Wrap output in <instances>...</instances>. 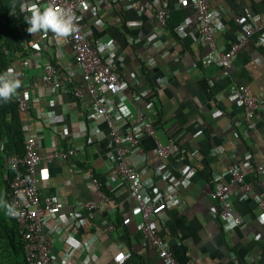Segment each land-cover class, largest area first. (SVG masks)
Here are the masks:
<instances>
[{
	"label": "crops",
	"instance_id": "0c3cea01",
	"mask_svg": "<svg viewBox=\"0 0 264 264\" xmlns=\"http://www.w3.org/2000/svg\"><path fill=\"white\" fill-rule=\"evenodd\" d=\"M19 1L12 14L27 31L25 16L30 17L31 11L22 6L33 2L43 10L47 5L45 0ZM209 2L221 22L213 32L217 49L237 39L240 16L260 26L231 55L227 73L216 63L204 62L208 47L196 32L192 0H169L163 25L155 19L153 0H94L80 23L93 43L105 46L104 55L117 64L125 81L121 93H107L125 103V113L114 122L117 129L124 132L139 126L133 116L138 107L151 119L160 141L169 136L175 140L171 153L161 158L152 153L150 135L140 132L137 146L127 151L123 161L140 171L161 163L173 176L166 187L169 197L155 203L152 216L176 260L264 264V214L257 206L264 196V37L259 34L264 30V0ZM178 23L184 24L181 35L173 29ZM28 37L10 65L21 81L12 96L29 89V113L21 114V121L37 139L38 191L57 202L48 230L52 263L169 264L142 237L129 188L109 174L115 161L113 143L104 126L90 133L92 124H101L87 117L89 98L84 90L75 97L68 89L52 90L43 81L50 64L65 87L81 81L69 41L61 42L51 31L28 33ZM231 83L244 84L262 101L253 113L252 127L246 126L243 106L230 98ZM149 99L153 105L146 108ZM67 147H73V153L51 156L53 150ZM176 149L182 150L183 159L177 158ZM181 163L195 168L186 186L178 183ZM247 163L261 165L262 170L248 171ZM232 166L243 171L245 190L226 173ZM91 176L102 180L104 199L93 189ZM216 179L227 183L224 195L240 219L237 224L227 226L219 214L222 202L210 195ZM153 181L158 189L167 185L161 174ZM87 200L97 202L91 217L78 206ZM110 222L113 228L108 229Z\"/></svg>",
	"mask_w": 264,
	"mask_h": 264
},
{
	"label": "built area",
	"instance_id": "2783aa9c",
	"mask_svg": "<svg viewBox=\"0 0 264 264\" xmlns=\"http://www.w3.org/2000/svg\"><path fill=\"white\" fill-rule=\"evenodd\" d=\"M92 1L94 0H45L47 6L51 5L54 8L66 10L75 17L74 24L77 30L70 34L67 40L70 44L73 60L80 70L81 81L72 84L70 87H65L62 80L56 77V69L52 64L45 66L43 81L52 90L68 89L75 97L81 96L84 90L89 98L87 117L101 124V126L92 124L90 133L100 131L103 126L109 130L115 155V161L109 174L129 188V193L135 201L132 207L133 213L140 217L139 229L142 237L148 246L156 248L157 254L165 262L180 264L174 257L169 243L156 230L152 216L155 203L169 197L166 187L171 186L173 176L168 171L163 170L161 163L156 167L148 166L140 171L123 161L127 151L137 146L140 132L150 135L154 143L152 153L161 158H165L171 153L175 140L169 136L165 141H160L151 119L138 107H134L133 116L139 126L136 128L128 127L124 132H120L114 124L115 119L125 113V103L122 99L113 100L107 93H121L125 88V81L117 72V64L104 55L105 46L93 43L81 27L80 20ZM153 2L155 19L163 25L166 21L169 0H153ZM33 4L30 2L28 6L31 7ZM209 5V0H192L196 17L195 29L199 39L208 47L204 62L216 63L223 67V73H227L231 55L246 41L250 33L258 32L260 26L253 25L248 18L240 16L236 20L240 29L237 39L231 42L228 47L217 49L213 41V32L215 28L220 26L221 22L219 14ZM183 26V23L176 24L173 28L174 32L181 35ZM259 34L264 37V30H261ZM229 95L234 103L243 106L246 126L252 127L253 113L262 104L260 97L251 95L246 86L241 83H231ZM14 100L17 109L23 115L29 113L30 95L27 87L14 95ZM152 105L153 99L147 100L144 104L146 108ZM22 128L25 131L23 152L21 154L11 152L5 157L6 166L11 172L6 192V195L9 196L8 214L16 222L25 259L31 264H53L50 257L51 232L48 230L50 228L49 222L56 215L57 202L54 197L39 194L38 183L41 174L38 169L40 156L37 150V139L34 134L26 131L25 123H22ZM73 151V147L55 149L51 156L61 158L73 153ZM174 153L179 160L184 158L182 150L176 149ZM180 168L178 183L186 186L193 176L195 168L185 163H181ZM246 169L259 173L262 167L247 163ZM226 173L232 181L236 182L240 190L246 189L242 178L243 171L232 166L227 169ZM157 174H161L166 179L167 185L163 189H158L154 185L153 177ZM90 181L98 196L104 199L106 196L99 187L98 179L91 176ZM226 190L227 183L216 179L210 195L222 202L219 214L229 226L237 224L240 219L233 213L230 203L224 195ZM176 200L179 201V196ZM78 206L85 210L88 217H91L97 202L96 200H87L80 202ZM257 206L264 214V196L259 197ZM107 228H113V223H108ZM73 245L77 246V244Z\"/></svg>",
	"mask_w": 264,
	"mask_h": 264
},
{
	"label": "trees",
	"instance_id": "16d2710c",
	"mask_svg": "<svg viewBox=\"0 0 264 264\" xmlns=\"http://www.w3.org/2000/svg\"><path fill=\"white\" fill-rule=\"evenodd\" d=\"M20 3L19 0H0V74L6 72L13 57L21 53L23 43L29 39L28 32L21 28L12 14L19 9ZM21 114L14 96L7 102L0 99V264H31L24 257L16 222L8 214L9 196L6 195L11 172L6 166L5 157L11 152H23L25 131ZM97 179L103 189L102 180Z\"/></svg>",
	"mask_w": 264,
	"mask_h": 264
},
{
	"label": "clouds",
	"instance_id": "9594fccd",
	"mask_svg": "<svg viewBox=\"0 0 264 264\" xmlns=\"http://www.w3.org/2000/svg\"><path fill=\"white\" fill-rule=\"evenodd\" d=\"M22 8L31 11L30 17L25 16V21L29 25L27 31L30 34L51 31L58 40L64 42L70 34L77 30L74 15L66 10L54 8L51 5L41 10L35 4L30 8L28 5H23ZM17 75L12 67L0 74V99L5 102L9 101L15 91L21 87V81Z\"/></svg>",
	"mask_w": 264,
	"mask_h": 264
}]
</instances>
